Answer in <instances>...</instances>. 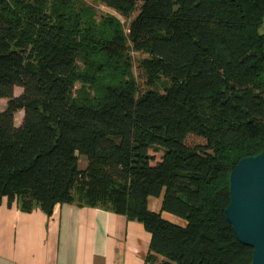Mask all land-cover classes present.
I'll list each match as a JSON object with an SVG mask.
<instances>
[{
    "label": "trees",
    "instance_id": "16d2710c",
    "mask_svg": "<svg viewBox=\"0 0 264 264\" xmlns=\"http://www.w3.org/2000/svg\"><path fill=\"white\" fill-rule=\"evenodd\" d=\"M97 1L127 32L87 0H0V203L124 214L152 264H250L225 207L264 150V0Z\"/></svg>",
    "mask_w": 264,
    "mask_h": 264
},
{
    "label": "crops",
    "instance_id": "0c3cea01",
    "mask_svg": "<svg viewBox=\"0 0 264 264\" xmlns=\"http://www.w3.org/2000/svg\"><path fill=\"white\" fill-rule=\"evenodd\" d=\"M161 200L149 196L148 208L159 211ZM150 238L142 222L99 206L56 203L47 215L6 198L0 203V264H152L146 260Z\"/></svg>",
    "mask_w": 264,
    "mask_h": 264
},
{
    "label": "water",
    "instance_id": "95a60500",
    "mask_svg": "<svg viewBox=\"0 0 264 264\" xmlns=\"http://www.w3.org/2000/svg\"><path fill=\"white\" fill-rule=\"evenodd\" d=\"M225 216L236 238L252 248L250 264H264V150L238 160L229 175Z\"/></svg>",
    "mask_w": 264,
    "mask_h": 264
},
{
    "label": "rangeland",
    "instance_id": "374dc122",
    "mask_svg": "<svg viewBox=\"0 0 264 264\" xmlns=\"http://www.w3.org/2000/svg\"><path fill=\"white\" fill-rule=\"evenodd\" d=\"M87 1L91 5L94 6V8H95V10L97 12V15L113 14L116 17H118L122 21V23H123V25L125 27V31L127 32L128 23H129L130 19L133 16H131L130 18H126V17L120 15L118 12H116L112 8L106 6L105 4H103V3H101V2H99L97 0H87ZM131 55H132V58H133V65H134L133 66V72H134V75H135L136 79H138V81L140 83H143V78L140 77V74H139V71L140 70L138 69L137 64L139 62V59L142 56H144V54H142L141 52H138V51H132L131 52ZM20 92H21V88L19 86H16L14 88V93L17 95ZM6 102H7V99L0 98V108H3L5 106V104H6ZM22 115H23V111L22 110H18V111L15 112V116H14L15 118L14 119H15V123L16 124L20 123L21 118H22ZM85 163H86V159H85V157H82L80 159V165L83 166ZM179 223H182L183 224L184 221L180 219L179 220Z\"/></svg>",
    "mask_w": 264,
    "mask_h": 264
}]
</instances>
